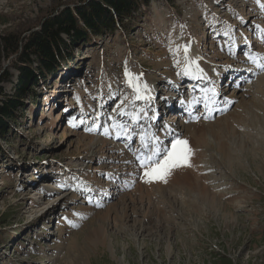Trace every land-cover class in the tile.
I'll use <instances>...</instances> for the list:
<instances>
[{"label": "rangeland", "instance_id": "374dc122", "mask_svg": "<svg viewBox=\"0 0 264 264\" xmlns=\"http://www.w3.org/2000/svg\"><path fill=\"white\" fill-rule=\"evenodd\" d=\"M261 1L153 2L137 23L75 47L53 78L39 82L22 122L0 139V264H264V72L240 82L249 88L242 92L246 103L186 124L192 128L177 138L192 149L191 167L174 170L167 183L145 182L139 167L137 174L116 175L120 164L111 150L127 156V146L103 128L116 119L137 133L131 116L142 114L144 127L163 100L177 97L179 90L169 88L186 78L188 45L222 65L224 75L226 63L241 68L240 58L250 53L247 46L235 52L233 40L247 44L253 37L261 59L264 46L252 25L264 24ZM79 3L0 0V38L25 40ZM16 59L0 57V101L14 93ZM131 63L140 65L157 103L136 99L125 75ZM54 195L61 203L46 205Z\"/></svg>", "mask_w": 264, "mask_h": 264}, {"label": "trees", "instance_id": "16d2710c", "mask_svg": "<svg viewBox=\"0 0 264 264\" xmlns=\"http://www.w3.org/2000/svg\"><path fill=\"white\" fill-rule=\"evenodd\" d=\"M159 0H80L47 18L41 29L25 40L18 34L0 38V57L18 61V80L12 96L0 101V139L21 123L26 100L35 99L40 81L53 78L83 43L97 42L139 21L143 10ZM8 79V78H7Z\"/></svg>", "mask_w": 264, "mask_h": 264}, {"label": "bare ground", "instance_id": "6f19581e", "mask_svg": "<svg viewBox=\"0 0 264 264\" xmlns=\"http://www.w3.org/2000/svg\"><path fill=\"white\" fill-rule=\"evenodd\" d=\"M264 1L260 2V7H261V13H260V17H262L261 15L264 14ZM247 17L245 16L244 20H246ZM259 23H262L261 20H257L255 21V23H253L252 25H255V29H258V33L261 35H263L261 37V39L264 40V24L259 25ZM242 34V31H241ZM251 36V35H250ZM252 37V36H251ZM234 42V46L233 48L236 51L241 50L244 46L246 47L247 44L241 43V44H237L238 42L236 40H233ZM248 42H254L253 38L249 39ZM185 48H187V52H185V49L183 50V54H184V58H183V64L186 65V68H189V75H186V80H188V85L189 86H181L182 84L184 85L185 83H177L179 84L178 89H189V88H196V85H193V83L197 80V81H205V85L208 84L209 82H213L215 80V82L217 83V87L216 89L219 90L221 92V95L219 98V100H216V107L217 109H212L210 111L205 110L204 112H198V110H196V106L198 104V101L195 97H188L187 100L185 99L184 103H185V110H187L188 113H192L191 117L187 120L184 117L182 118H178V116H167L163 121L161 120V122L159 123L158 126V131H160V135H150L149 136V140L145 139L144 135H140V143L137 147V151L136 152H127L129 155L125 156L124 152L120 151V150H114L112 149L111 151L113 152V156L111 157V159L115 162H117V164H120V166H117V173L116 175H128V174H132V173H136L135 167H139L140 169L138 170H142L143 168L140 167V160L144 159L146 156H148V152H147V148L149 146H151V152L149 156H152V148L159 150V152L162 151L163 147H161L162 142L163 141H168L171 138L176 139L178 137V135H180L182 133V131H187L189 129V127H191V125H187V123H189V121H194L193 124L195 123V121H199L200 119H203L204 121H210L213 120L214 115L213 114H222L223 111H226V109H228V106L232 108V106L239 102L240 103H246L248 100L246 99V93H242L247 92L249 90V88H241L240 83L238 84L239 87H237V82H235L234 80L231 81L227 87L224 88V86H222V84H224L223 80H224V74L222 73L220 67L222 65L219 66V64H217L215 61H210L206 58L203 57L202 53L200 52V50H198V48L196 46H186ZM230 51V50H229ZM264 55V52L261 53V56ZM251 57V56H249ZM248 58L245 59H241L239 61L244 62V66L240 67H234L235 65L232 63H226L227 66V73H233L232 77H234L235 75L238 76V80L240 78L243 77V79L241 80V83H246L247 78L251 77L254 78L257 75H259L260 71H258L260 68H258L255 64H253L251 62V60ZM253 57V56H252ZM255 58V57H254ZM194 62V63H192ZM247 65V67H246ZM224 66V65H223ZM249 66V67H248ZM243 67H246L247 69L245 70H241L243 69ZM229 68V69H228ZM248 68L252 69L249 70ZM225 71V74H226ZM264 70H262L263 72ZM240 72V73H239ZM129 73L131 74L130 79L132 80V84H133V88L134 86L138 83L140 85L141 88V95H143V99H139V101L141 102H146V101H151L154 103H157L159 96L158 94L156 95V91L155 89H152V86L147 87V90L145 91V87L147 86L145 85V81L143 80L142 74L143 71L140 67V65H137L135 63H131L130 64V68H129ZM239 74V75H238ZM243 74V75H242ZM144 76V75H143ZM220 78H223L219 84V80ZM227 78V77H226ZM225 78V79H226ZM263 79V78H261ZM260 79V80H261ZM263 81V80H261ZM264 82V81H263ZM190 83V84H189ZM235 83V84H234ZM221 85V86H220ZM232 89V92L229 96H225L224 94L226 93V90L229 91ZM137 95V93H136ZM224 97V101L226 102V104H228V106L223 107V108H218V102L220 101V99ZM112 101V99H109ZM164 102V100H163ZM167 102V101H166ZM169 102V101H168ZM212 105V103H211ZM230 108V109H231ZM229 109V110H230ZM196 111V112H195ZM156 111H154L155 113ZM162 112L161 108H158L156 114H160ZM169 117V118H168ZM57 120H59V116L56 118ZM220 121V120H219ZM206 123V122H205ZM196 124V123H195ZM199 123H197V125L194 126H198ZM105 128V133L107 132V135L104 134L108 139L112 140L113 142L119 141L120 139H131V132L128 133V136L125 138V136L122 135H117V134H123V130H121L120 125L116 122L115 120H112L110 123L108 124H104L103 125ZM182 128H184V130H182ZM192 128V127H191ZM114 130L117 133H114ZM166 130V131H165ZM213 133V132H212ZM115 135V136H112ZM168 136V138L166 137ZM116 137V138H114ZM53 138H56V133H53ZM167 138V140L165 139ZM132 140V139H131ZM150 142V144L148 143ZM96 145V142L94 140L91 141V146ZM121 152V153H120ZM118 154V156L116 155ZM125 156V157H123ZM140 159H137V158ZM154 159H156V157H153ZM116 164V165H117ZM129 170V172H127L126 170ZM120 177V176H118ZM131 179V178H130ZM112 182V181H111ZM51 185V183H44V187L45 186H49ZM114 187V186H113ZM61 189V187H59L58 191ZM116 192V191H115ZM62 198L59 195H54V197H51L47 200L46 205H54V203H61ZM129 206V205H128Z\"/></svg>", "mask_w": 264, "mask_h": 264}, {"label": "snow or ice", "instance_id": "6c2138e0", "mask_svg": "<svg viewBox=\"0 0 264 264\" xmlns=\"http://www.w3.org/2000/svg\"><path fill=\"white\" fill-rule=\"evenodd\" d=\"M264 6V5H262ZM185 52H187V48H185ZM251 62L255 64L261 70H264V64L259 63L256 58L249 57ZM194 63V62H192ZM185 75H189V68H185ZM126 76L131 77V74L126 72ZM130 86H132V80H129ZM145 87V91L147 90V86ZM239 87V85H237ZM134 90L137 93L136 99H143V95H141L140 85L137 83L134 86ZM124 113L121 112V115ZM131 120L137 121L138 117L133 115L130 117ZM123 127V134L125 137L128 136L129 130L126 126ZM107 135V132L105 133ZM191 156L192 149L189 146L187 140H183L180 138H176L172 140L171 147L167 148L164 151L163 156H160V152L157 149L153 150L152 156H146L144 159L140 160V167L144 169V177L146 178L145 182H168V177L172 174V172L176 169L183 167H191ZM153 157H159L154 159ZM137 159H140L139 157ZM71 224V222L69 221ZM76 227V225H72Z\"/></svg>", "mask_w": 264, "mask_h": 264}]
</instances>
